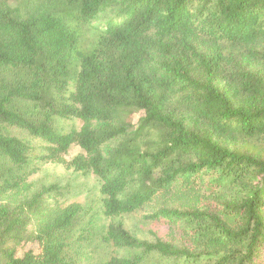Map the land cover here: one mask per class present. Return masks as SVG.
Masks as SVG:
<instances>
[{"label": "trees", "instance_id": "obj_1", "mask_svg": "<svg viewBox=\"0 0 264 264\" xmlns=\"http://www.w3.org/2000/svg\"><path fill=\"white\" fill-rule=\"evenodd\" d=\"M15 1L0 0V199L76 145L105 218L160 201L144 219L175 234L98 233L49 186L0 205V264H264V0ZM33 219L39 251L18 257ZM98 242L136 253L96 261Z\"/></svg>", "mask_w": 264, "mask_h": 264}, {"label": "rangeland", "instance_id": "obj_2", "mask_svg": "<svg viewBox=\"0 0 264 264\" xmlns=\"http://www.w3.org/2000/svg\"><path fill=\"white\" fill-rule=\"evenodd\" d=\"M13 7L20 6L21 1L12 2ZM144 116L142 112L133 113L127 121L131 125H136ZM66 132L71 130H80L83 123L73 119L61 122ZM8 133L19 138L29 140L25 132L9 129ZM79 156H85L79 146L74 145L69 152L62 157L58 163H50L40 166L39 172L29 179L30 190L24 194L11 195L8 198L0 199V205H8L12 211H17L20 205L31 201L32 197L41 193L46 187L57 186L60 188L58 196L59 203L63 207L78 204L86 211V221L91 215H94L93 221L98 233H105L111 223L120 222L124 228L139 242L156 243L159 240L163 242H172L175 230H172L168 222L164 219L151 221L144 219V215L153 214L163 207L160 201L148 207L142 213L136 215H124L115 219H107L102 215L101 198L99 194L98 182L91 173L76 172L73 166V160ZM49 198V196H45ZM23 242L17 246V255L21 257L27 251H39L38 243L34 235V219L27 225L22 233ZM178 242V241H177ZM94 260L109 258L112 256H131L136 252L127 250H113L112 247L100 244L92 245L86 251ZM150 264H183V261L164 259L155 255L150 260Z\"/></svg>", "mask_w": 264, "mask_h": 264}]
</instances>
